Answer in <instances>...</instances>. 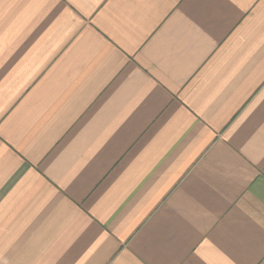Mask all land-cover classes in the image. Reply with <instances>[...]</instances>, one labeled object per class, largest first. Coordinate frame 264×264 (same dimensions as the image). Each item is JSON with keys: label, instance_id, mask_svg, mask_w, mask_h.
<instances>
[{"label": "crops", "instance_id": "obj_1", "mask_svg": "<svg viewBox=\"0 0 264 264\" xmlns=\"http://www.w3.org/2000/svg\"><path fill=\"white\" fill-rule=\"evenodd\" d=\"M0 264H264V0H0Z\"/></svg>", "mask_w": 264, "mask_h": 264}]
</instances>
